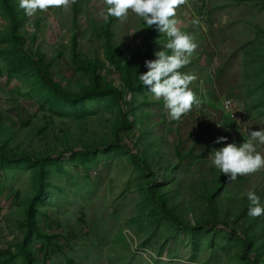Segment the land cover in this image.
I'll return each instance as SVG.
<instances>
[{
    "label": "rangeland",
    "instance_id": "1",
    "mask_svg": "<svg viewBox=\"0 0 264 264\" xmlns=\"http://www.w3.org/2000/svg\"><path fill=\"white\" fill-rule=\"evenodd\" d=\"M105 7L104 0H69L67 7L38 10L20 25L30 38L40 22L38 39L29 45L54 59L52 73L66 90L82 93L93 82L75 61L74 49L82 59L99 57L101 76L124 88L123 71L106 49ZM176 18L197 44L180 71L195 77L189 87L200 104L172 120L163 99L155 100L147 88L127 92V114L137 119L133 130H122L117 138L122 116L111 96L78 102L54 96L8 38L12 22L0 2V140L14 153L63 154L47 163L46 196L37 204L40 225L55 234L62 249L33 232L32 264H247L245 231L252 238L250 256L264 264V214L250 216V201L241 196L255 191L264 205V168L234 181L225 176L213 202L208 197L224 175L210 161L211 151L223 146L214 141L227 136L228 143L242 144L250 131L264 128V0H185ZM146 27L131 11L112 21L113 42L124 58L135 61L136 83ZM156 34L155 52L167 39ZM228 99L233 105L226 112ZM103 144L106 151L86 156L66 151ZM135 151L159 172L158 179L132 155ZM40 181L33 163H0V264H27L21 243ZM148 187L159 190L164 202L150 196ZM166 209L188 226L177 225ZM214 215L238 234L224 224L197 227Z\"/></svg>",
    "mask_w": 264,
    "mask_h": 264
},
{
    "label": "trees",
    "instance_id": "2",
    "mask_svg": "<svg viewBox=\"0 0 264 264\" xmlns=\"http://www.w3.org/2000/svg\"><path fill=\"white\" fill-rule=\"evenodd\" d=\"M2 6L5 11L11 18L12 26L11 33L8 35V38L14 40L16 44H18V48L22 51L23 57L32 65V67L38 73L42 84L56 97L62 98L71 102H78L83 100L84 98L90 96H99V95H109L113 99L116 104L120 114L122 116L121 126L118 128L117 138H119V132L122 130L134 129L135 120L137 119V115L135 113L132 116L127 114V108L129 106V100L127 98V92H135V91H143L146 87L143 85L142 81L136 83L132 78L135 72V61L124 58L120 51V48L113 42L114 32L112 30V21L116 19V17H110L108 22L104 24L105 35L107 37L106 49L109 54L110 60L112 61L114 67L116 69H120L124 74V88L121 85L115 84L114 81L107 80V77L101 76L99 70L102 67V61L99 57H90L86 59H82L79 57V53L74 49V59L77 61L78 65L86 70H88L92 75V85L85 87L82 93L72 92L66 90L62 83L56 78V76L52 73L54 59L48 58L46 54H44L41 48H32L29 43L31 41H36L38 39V32L40 31V22L37 20L36 31L33 32L30 38L27 36V32L20 30V25H22L23 21L26 20V15L23 13L24 10L19 8V0H0ZM77 3V0H75ZM156 31L150 29L148 34L144 51L142 54V73L146 72L148 69L144 67V62L147 59H152L155 53V36ZM136 83V84H135ZM135 108V107H134ZM133 117V119H132ZM1 128V127H0ZM155 143V142H154ZM100 145L93 148H83L81 150H73L72 148H67L66 151L72 152L73 155H91L95 153H99L102 150H107L109 146ZM63 154H57L56 156H36L31 154H19L14 153L8 149V143L0 140V163L2 162H29L37 165L40 172V185L37 187L36 194L31 198L28 209H27V218L25 222L26 231L24 234V242L21 243V250L25 252V256L27 258V264H32V251L29 249L30 238L32 237L33 232L37 233V235L48 242V244L58 247L62 249L60 243L56 241L55 234H50L45 231L43 227L39 223V219L37 218V214L39 211V207L37 204L42 201V199L46 196V187L44 183V179L46 177V165L49 161H58ZM132 155L137 157L142 163L143 167L150 173L156 175V178H159V172L152 171L151 167L146 162V159L141 155V153L133 152ZM168 162V161H167ZM172 167V168H171ZM171 169V170H170ZM174 169V165L172 166L169 163V170L172 172ZM226 175L220 180V183H215L213 185L214 188L211 189L208 197L211 202H213L214 198L217 195L218 189L222 188L226 183ZM154 184H157V180H155ZM148 191L150 196L158 200L160 203L164 202V196L161 194L159 190H155L148 187ZM230 194H226L229 196ZM234 196V194L232 193ZM213 209V208H212ZM164 213L168 216H171L177 225L179 226H188V223L181 221L177 218L176 213L171 209L164 210ZM219 224H224L228 227H231V232L234 234H238V230L236 227H232L231 223L224 219H218L214 215V217H206L197 222V227H212L217 226ZM247 230V229H246ZM241 243L243 246V254L245 257H248L249 260L247 264H255V260L250 256L252 252V238L249 236L248 231H245V238L241 239Z\"/></svg>",
    "mask_w": 264,
    "mask_h": 264
},
{
    "label": "clouds",
    "instance_id": "3",
    "mask_svg": "<svg viewBox=\"0 0 264 264\" xmlns=\"http://www.w3.org/2000/svg\"><path fill=\"white\" fill-rule=\"evenodd\" d=\"M185 0H104L105 9L101 12L104 19L116 17L126 19L129 11L141 18L147 29H153L166 41L161 50L154 53V59H147L144 67L148 70L139 74V80L157 101L163 99L164 106L169 110L172 120H179L189 112L200 100L189 87L195 79L193 75L180 71L190 62V57L197 48L194 37L179 27L176 10ZM68 6L69 0H19V8L31 17L37 11H44L49 6ZM198 24L199 20H193ZM214 143L223 146L210 153V161L221 173L234 181L238 175L255 173L264 168V128L250 131L249 138L242 144L228 143L227 136L218 137ZM250 201L248 214L259 217L264 214V205L255 191H247L241 196Z\"/></svg>",
    "mask_w": 264,
    "mask_h": 264
},
{
    "label": "built area",
    "instance_id": "4",
    "mask_svg": "<svg viewBox=\"0 0 264 264\" xmlns=\"http://www.w3.org/2000/svg\"><path fill=\"white\" fill-rule=\"evenodd\" d=\"M232 100L231 99H228V100H224V102H223V107H224V111H226V112H229L230 111V109L232 108Z\"/></svg>",
    "mask_w": 264,
    "mask_h": 264
}]
</instances>
